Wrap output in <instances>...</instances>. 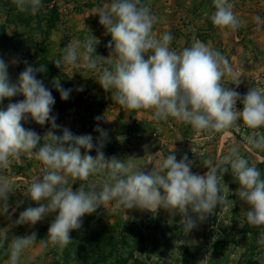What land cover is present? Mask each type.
Here are the masks:
<instances>
[{"label":"rangeland","instance_id":"rangeland-1","mask_svg":"<svg viewBox=\"0 0 264 264\" xmlns=\"http://www.w3.org/2000/svg\"><path fill=\"white\" fill-rule=\"evenodd\" d=\"M111 3L112 0H42L39 12L32 15L17 11L13 0H0V59L8 65L10 82L17 81L26 67L25 61L33 68L44 67L37 79L55 98L51 115L60 127L53 130L49 123L40 126L30 118L22 125L42 137L41 146L49 131L62 135L63 128L74 135L90 134L96 144L100 133L94 129L102 128L108 133L101 149L105 158L132 157L146 172L158 168L162 158L171 153L177 161L187 156L192 162L191 171L204 175L208 168L202 162L215 164L235 146L240 156L255 165L264 177V148L248 143L253 130L242 121L238 122L239 130L233 127L214 134H198L176 118L157 122L154 110H127L112 100L111 92L98 82L103 69L112 67L108 61L114 59L108 57L110 49L106 47L111 35L106 34L98 15ZM229 3L243 21L236 30H221L212 24V0H141L156 17L153 33L157 38L166 32L173 35L171 50L182 51L199 40L227 58L232 72L221 83L240 94L236 107L242 110L241 100L250 88L264 89V0ZM256 16L261 18L259 24L254 20ZM91 35L98 41L94 54L104 57L97 58L96 69H88L82 57L79 66L56 67L53 62L61 58L69 43L83 42ZM14 60L17 63L13 64ZM57 80L64 89H71L67 100L61 99L56 90ZM23 99L22 95L6 98L0 102V109ZM255 131L264 133V128ZM88 154L95 157L96 149ZM43 167L34 157L22 154L7 169H0V176L11 179L13 188L7 212L0 208V233L8 236L0 247V264H8V248L14 237L33 232L37 240L24 250L19 264H264V245L258 243L264 226L248 224L245 213L250 206L239 198L240 185L228 165L223 166L228 171L223 174L221 185L228 202L217 206L215 213L191 232L182 230L179 213L170 214L162 208L156 213L124 210L113 201L82 217L80 229L70 232L71 243L65 248L44 244L50 223L58 213L35 225L15 223L26 208L39 206L24 193L42 174ZM103 182L104 177L97 175L75 184L70 180V186L75 190L81 185L87 188L89 183L99 186Z\"/></svg>","mask_w":264,"mask_h":264},{"label":"clouds","instance_id":"clouds-1","mask_svg":"<svg viewBox=\"0 0 264 264\" xmlns=\"http://www.w3.org/2000/svg\"><path fill=\"white\" fill-rule=\"evenodd\" d=\"M215 11L210 20L218 29L236 30L243 21L232 11L229 0H212ZM17 11L35 15L42 7V0H13ZM99 23L111 35L106 47L113 60L111 68L103 69L99 84L111 98L127 110H154L153 118L166 121L169 117L189 124L196 133L214 134L229 128H237L238 122L253 130L248 143L254 148H264V89L252 87L244 95L242 110H237L240 94L223 86L222 78L232 72L227 58L218 50L196 40L182 51L170 49L174 37L170 32L161 37L153 33L156 17L141 0H112L108 8L99 13ZM259 24L261 18L254 17ZM91 35L85 41L76 40L64 49L55 63L79 66L82 57L88 69L97 68L95 46ZM83 50V51H81ZM13 64L17 61H13ZM26 67L15 83L10 82L8 65L0 59V102L6 98L22 95L24 99L9 103L0 109V169H7L22 154L34 157L44 166L42 174L28 186L24 195L39 204L20 213L16 224L35 225L52 213H58L50 223L45 246L65 248L71 243L70 232L80 229L82 217L115 201L117 208L157 212L167 210L182 216V230L187 234L198 223L215 213L217 206H224L228 197L222 189V177L230 166L240 185L238 196L250 210L245 213L250 226H264V177L261 171L240 156L237 147L215 162H202L208 168L204 175L191 171L192 162L184 156L177 161L169 153L162 158L159 167L145 171L130 157L105 158L101 150L108 133H100L97 143L88 135H74L68 128L62 135L49 131L47 140L40 145L41 136L26 129L22 121L29 118L43 126L49 123L53 130L60 126L52 116L55 98L51 91L37 79L44 67ZM237 85L239 83H236ZM54 86L61 99L69 98L71 89H64L59 81ZM82 90V89H81ZM100 119V117H97ZM96 149V156L88 153ZM81 149L85 151L82 153ZM193 152V151H192ZM103 176L102 185L89 183L73 190L76 181H89L90 177ZM99 188V190H97ZM228 189V188H227ZM13 192L11 179L0 176V208L8 209V196ZM36 233L14 237L9 244L8 264H19L24 250L36 242ZM8 241L7 233H0V247ZM258 243L264 245V233Z\"/></svg>","mask_w":264,"mask_h":264}]
</instances>
